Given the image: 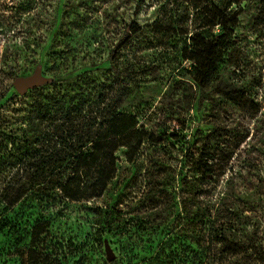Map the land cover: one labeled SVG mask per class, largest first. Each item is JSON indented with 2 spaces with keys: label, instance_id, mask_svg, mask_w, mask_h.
Returning <instances> with one entry per match:
<instances>
[{
  "label": "rangeland",
  "instance_id": "1",
  "mask_svg": "<svg viewBox=\"0 0 264 264\" xmlns=\"http://www.w3.org/2000/svg\"><path fill=\"white\" fill-rule=\"evenodd\" d=\"M221 3L222 0H0V97H4L0 101V114L6 117L8 131H15L20 141L23 135L33 137L30 122L26 120L22 124L20 120L27 116L23 110L38 92L49 94L53 90L51 86L38 88L20 97L12 86L15 78L30 76L39 65L42 74L51 79L87 70L95 62L104 64L128 28L131 38L115 51L112 62L135 76L136 81L127 85L139 93L134 100L143 108L140 125L149 133L140 164L148 156L150 159L144 163L134 187L127 189L126 201L120 209L127 217L128 214L134 219L147 217L148 208L155 201L161 203L158 204L161 211L170 214L171 194L165 198L156 196L154 200L150 191L161 184L160 189L166 188L175 195L176 207L172 211L177 214L181 199L180 176L200 161L217 171L213 157H220L217 146L223 144L233 149L223 172H215L209 180H203L192 170L187 173L189 179L195 181V187L206 190L195 198L191 193V203L208 207L212 213L233 203L240 211L247 210L245 215L250 217L255 238L263 247L264 0H235L227 10L233 15L232 36L226 63L220 70L221 84L235 87L244 94L245 104L241 108L226 102L214 91L206 93L207 90L200 97L190 85V63L180 61L179 56L186 44L183 41L186 36L180 33L191 35L202 24L200 10L205 8L212 12V7ZM71 5H74L73 10L66 11L64 7ZM76 16L86 20L84 34L98 35V46H79L77 37L71 42L69 38L54 35L57 24L67 25L76 20ZM75 33L72 31V35ZM59 56L68 59L65 61L67 70L60 69ZM218 80L210 89L218 87ZM205 138L211 140L214 148L207 158L202 157L201 151ZM146 168L149 178L144 182ZM148 217V222L154 219V216ZM169 218L160 222L170 227ZM53 230L63 235L68 264L169 262L163 255L153 257L160 239L148 234L134 238L137 248L131 246L128 234L107 236L106 243L100 245L96 240V219L84 206H70L66 218L56 221ZM248 230L252 232L250 227ZM106 247L114 256L112 262L106 259ZM13 252L10 239L0 233V264H23ZM144 252L146 254L142 255Z\"/></svg>",
  "mask_w": 264,
  "mask_h": 264
},
{
  "label": "trees",
  "instance_id": "2",
  "mask_svg": "<svg viewBox=\"0 0 264 264\" xmlns=\"http://www.w3.org/2000/svg\"><path fill=\"white\" fill-rule=\"evenodd\" d=\"M233 3L235 0H222L212 12L200 10L202 24L188 37L187 32L180 33L189 45L185 44L179 56L180 61L190 63V85L200 97L207 90L214 91L241 108L244 94L222 85L220 72L231 45L233 15L227 10ZM64 8L72 11L74 5ZM80 17L67 25L57 24L54 35L71 42L77 37L79 46H98V35L83 33L86 20ZM72 31L76 33L72 35ZM130 34V29L124 30L104 62L106 66L95 62L87 70L60 74L40 88L51 86V93L38 92L31 97L32 103L23 110L26 119L20 120L22 124L30 122L33 137L23 135L20 141L15 131H8L6 117L0 114V233L10 239L13 254L23 264H68L63 235L54 232L53 225L66 218L70 206L80 205L95 217L100 245L106 243L107 236L128 234L131 246L137 248L134 238L148 234L160 239L153 257L163 255L168 264H264V246L255 238L253 223L245 215L247 210L240 211L233 203L212 213L208 207L191 203V197L203 195L206 190L195 187L187 173L192 170L209 180L215 172H223L233 151L223 144L217 146L220 157H213L217 171L200 161L180 176L177 214L172 211L175 195L160 189L161 184H153L150 191L154 200L171 194V201L167 199L172 202L170 214L161 211V203L155 201L148 208V216H154L151 222L148 216L127 217L120 209L127 189L134 187L144 163L150 159L148 156L140 164L149 133L140 125L143 108L134 100L139 93L127 85L136 81L135 76L112 62L115 51L131 38ZM58 60L60 69L67 70L68 59L59 56ZM218 78V87L210 89ZM201 151L203 158L209 157L214 151L211 140L204 139ZM144 171L145 182L149 171ZM97 202L102 205H94ZM167 217L168 222L172 221L170 227L160 222Z\"/></svg>",
  "mask_w": 264,
  "mask_h": 264
},
{
  "label": "water",
  "instance_id": "3",
  "mask_svg": "<svg viewBox=\"0 0 264 264\" xmlns=\"http://www.w3.org/2000/svg\"><path fill=\"white\" fill-rule=\"evenodd\" d=\"M51 83V79L42 74V67L37 66L33 74L27 77H17L13 80L12 86L18 96L23 97L28 92L41 88ZM106 259L108 262L114 260L110 249L106 247Z\"/></svg>",
  "mask_w": 264,
  "mask_h": 264
},
{
  "label": "flooded vegetation",
  "instance_id": "4",
  "mask_svg": "<svg viewBox=\"0 0 264 264\" xmlns=\"http://www.w3.org/2000/svg\"><path fill=\"white\" fill-rule=\"evenodd\" d=\"M33 91H34V90H33ZM30 92H31V91H30ZM28 93H29V92H28ZM28 93H27V94H28Z\"/></svg>",
  "mask_w": 264,
  "mask_h": 264
}]
</instances>
